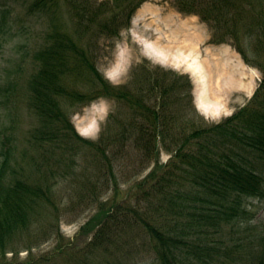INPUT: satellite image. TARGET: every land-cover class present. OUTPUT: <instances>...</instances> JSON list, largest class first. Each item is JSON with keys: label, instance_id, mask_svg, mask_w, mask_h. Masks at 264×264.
<instances>
[{"label": "trees", "instance_id": "trees-1", "mask_svg": "<svg viewBox=\"0 0 264 264\" xmlns=\"http://www.w3.org/2000/svg\"><path fill=\"white\" fill-rule=\"evenodd\" d=\"M144 1L28 0L29 11L46 17L48 29L26 80L37 118L29 145L6 134L0 141V256L13 252L33 223L57 207L56 166L75 171L81 156L91 157L98 177H111L118 191L124 171L118 164L136 153L144 169L154 165L131 186L128 196L138 206L100 208L81 230L97 229L95 249L122 245L113 225L123 223L131 227L122 234L140 228L157 264H264V228L252 238L238 236L249 200L264 199V0H173L179 11L209 25L212 42L231 43L262 72L248 102L216 123L191 116L188 73L136 64L128 83L115 84L99 69L101 45H115ZM64 15L75 19L73 32ZM100 98L116 105L91 140L78 133L71 113ZM162 150L170 153L165 163Z\"/></svg>", "mask_w": 264, "mask_h": 264}, {"label": "rangeland", "instance_id": "rangeland-1", "mask_svg": "<svg viewBox=\"0 0 264 264\" xmlns=\"http://www.w3.org/2000/svg\"><path fill=\"white\" fill-rule=\"evenodd\" d=\"M27 3L28 0H0V141L3 135H10L23 147L29 145L27 137L37 124L27 101L26 80L35 48L48 29L46 17L31 13ZM64 20L73 32L75 19L64 15ZM129 24L114 46L101 45L104 56L98 67L115 84L128 83L136 64L188 73L194 85L195 108L190 109L191 116L216 123L245 105L261 82L259 68L246 63L231 43L212 42L209 25L197 14L179 11L173 0H145ZM115 105L111 99L100 98L75 109L70 120L81 136L96 140ZM35 154L41 158L40 171L45 172L47 167L38 149ZM169 157L170 153L162 150L159 158L165 163ZM137 158L136 153H131L118 164L124 170L119 174L118 191L111 177H98L102 174H98L97 161L91 157L78 158L76 172L65 165L56 166L53 174L58 183L53 198L57 207L45 211L24 233L15 250L0 256V264H95L118 260L124 264H157L138 227L122 234L120 230L131 226L113 225L123 244L113 246L111 251L93 247L91 240L97 229L86 234L81 231L100 208L113 203L114 210L124 205L138 206L135 198L128 196L131 186L154 165L144 169ZM63 162L72 164L70 158ZM248 209L249 218L239 228V237L252 238L264 228V199H250Z\"/></svg>", "mask_w": 264, "mask_h": 264}]
</instances>
